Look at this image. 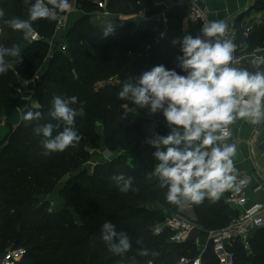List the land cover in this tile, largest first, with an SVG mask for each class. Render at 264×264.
Here are the masks:
<instances>
[{"label":"trees","instance_id":"trees-1","mask_svg":"<svg viewBox=\"0 0 264 264\" xmlns=\"http://www.w3.org/2000/svg\"><path fill=\"white\" fill-rule=\"evenodd\" d=\"M71 1H75L81 13L68 28L66 51H62L59 44L51 49L49 45L57 20L65 12H58L54 20L32 22L33 31L39 36L32 41L5 23L12 18L28 19V5L24 0H0V10L5 13L0 17V46L16 45L21 54V63L7 57L11 67L0 75V115H6L7 123L17 113L21 82L31 80L47 62L45 73L35 85L36 105H25L21 118L0 141V255L9 248L23 249L24 256L14 264H143L145 256L139 255L141 249L149 251L146 256L153 257L155 264H175L183 255L194 257L195 244L170 242L166 229L153 233L168 213L179 209L166 201L167 189L159 187L158 177L150 175L158 163L150 141L157 135L170 134L172 128L162 111L153 114L148 108L140 109L131 101L118 98L124 81H136L155 66L163 65L184 75L179 64L182 41L187 35L179 40L174 34L161 32L155 19L130 18L104 36L105 30L88 21L100 0ZM157 1L105 0V10L117 16L127 5L129 15L133 16ZM249 10L264 12V0H254ZM235 30L240 33L239 20ZM188 35L200 36V31ZM174 40L177 43L173 44ZM247 45L264 57V20L252 23ZM243 67L250 72L257 70L251 62H244ZM259 67L264 70V65ZM54 96L78 98L72 107H83L84 114L77 116L75 122L82 139L74 148L44 156L42 136L34 129L46 123H59L49 115ZM124 105L136 110L128 111ZM28 110L41 112L42 118L25 121ZM63 127L60 124L54 128L53 135ZM102 145L116 154L61 183L66 175L89 162L88 146L96 149ZM118 173L133 177V187L139 191H118L110 180ZM57 187L53 196L62 204L53 210L47 196ZM224 194L216 202L205 198L199 205L188 204L196 224L203 230L223 228L235 216L225 205ZM105 221L114 223L117 232L128 235L130 251L118 256L108 250L101 238ZM232 249L235 264H264V227L254 230L249 252L238 242L233 243ZM201 264H216L210 244L201 254Z\"/></svg>","mask_w":264,"mask_h":264},{"label":"clouds","instance_id":"clouds-1","mask_svg":"<svg viewBox=\"0 0 264 264\" xmlns=\"http://www.w3.org/2000/svg\"><path fill=\"white\" fill-rule=\"evenodd\" d=\"M24 2L28 5V19L12 18L5 23L15 31H22L25 39L32 35V22L54 20L58 12L71 8L69 0ZM4 15L0 10V17ZM227 27L223 20L209 21L201 28L204 38L199 35L184 37L179 64L184 75L163 65L155 66L143 72L136 81H124L118 92L120 100L131 101L140 109L148 108L153 114L162 111L172 128L170 134L157 135L150 141L156 149L153 155L158 162L150 175L158 177L160 188L167 189L166 201L178 207L199 205L205 198L216 202L223 192L236 188L237 170L233 157L237 149L234 143L226 142L231 136L229 126L237 120L253 125L264 123V70L259 67L264 65V57H256L251 62L257 68L255 72L234 67L236 45L225 38ZM112 31V27L107 28L104 36ZM7 57L21 63L19 47L0 46V75L6 74L11 67ZM77 101L75 96L52 98L49 115L59 123H46L34 129L42 136V155L64 152L76 147L82 139L75 122L77 116L84 114L83 107H72ZM124 107L128 111L136 110ZM41 118V112L32 110L23 117L29 122ZM60 124L64 125L63 130L53 135L54 128H59ZM110 180L121 193L139 191L133 187L131 176L118 173ZM101 238L115 255L122 256L131 250L128 235L117 232L111 221L102 224ZM148 254L147 249L139 250L141 256Z\"/></svg>","mask_w":264,"mask_h":264},{"label":"built area","instance_id":"built-area-1","mask_svg":"<svg viewBox=\"0 0 264 264\" xmlns=\"http://www.w3.org/2000/svg\"><path fill=\"white\" fill-rule=\"evenodd\" d=\"M204 0H169L167 4L164 1L158 0L156 5L160 8V12L157 16V21L165 26L168 22L167 11L175 7H181L186 9V17L189 23L200 31L204 23L209 22L207 18L206 10L202 7L201 3ZM98 9L102 10L103 14L110 15L106 12L105 0L97 1ZM80 11V9L73 5L72 11ZM64 15L60 16L56 23L55 34L66 29V22ZM252 21L245 19L240 24V33L237 34L236 30L227 27L225 38L231 39L236 45L234 52L235 60L233 62L234 67H243L244 62H252L256 57H261L258 50H250L247 45V38L252 28ZM32 41L38 40L39 36L36 32H32L29 37ZM66 46L62 45L61 50H65ZM34 89L31 80L22 81L21 87L18 89V103L23 105H33L34 101ZM17 109L19 107L17 106ZM18 111V110H17ZM231 131V125L229 126ZM230 138V137H229ZM229 140V139H228ZM228 140L226 141L228 143ZM1 141V139H0ZM237 175V187L234 189L226 190L223 196V201L230 209L235 212V216L231 218L230 222L218 230H203L199 227L195 220L185 217L179 211L168 213L164 221L158 226L153 228V233L158 234L162 230H168L170 232L169 241L182 245L185 243H193L197 247V242L200 233L206 234V243L200 248L197 247V254L194 257L187 255L181 256L175 264H201V254L210 244L213 255L216 259V264H235V254L232 249V245L238 242L241 247L249 252L250 240L253 232L257 228L264 227V203L247 201V188L249 186V178L246 175L235 173ZM245 181L243 184L240 181ZM184 206H190L185 204ZM25 252L21 248H9L3 254L0 255V264H14L21 260ZM143 264H155L153 261H145Z\"/></svg>","mask_w":264,"mask_h":264},{"label":"crops","instance_id":"crops-1","mask_svg":"<svg viewBox=\"0 0 264 264\" xmlns=\"http://www.w3.org/2000/svg\"><path fill=\"white\" fill-rule=\"evenodd\" d=\"M169 3V0H161ZM254 0H204L201 5L206 10L208 21L223 20L227 26L235 29V22L239 20V26L245 19L252 22H262L264 12L249 10ZM71 8L66 12L64 18L66 29L69 23L75 21L80 11H72L75 1L69 2ZM160 8L155 4L153 7L143 10L139 13L140 19L152 18L157 21ZM168 22L163 26L158 21V28L163 33L174 34L181 37L183 35L194 34L198 30L194 28L186 17V9L175 7L167 11ZM55 38V37H54ZM52 38V40L54 39ZM261 55L262 53L259 52ZM262 57V56H261ZM33 105H36L33 104ZM16 113L11 123L4 122L0 119V139H4L14 124L21 118ZM8 127V128H7ZM231 136L228 143L236 145V155L233 157L234 166L237 173L246 175L249 178L247 188V202L264 203V123L253 125L245 120H237L231 125ZM178 211L192 220H195V214L191 206L179 207ZM201 241H206V234L203 233Z\"/></svg>","mask_w":264,"mask_h":264},{"label":"rangeland","instance_id":"rangeland-1","mask_svg":"<svg viewBox=\"0 0 264 264\" xmlns=\"http://www.w3.org/2000/svg\"><path fill=\"white\" fill-rule=\"evenodd\" d=\"M129 8L127 5L124 6V8L121 11L120 15L114 16V15H105L103 14V12L99 9H96L92 15L89 17L88 21L92 22L94 24V26H96L97 28H100L101 30H105L109 27H112L113 30L118 26L119 22L128 20V19H133L134 21H137L138 19H140L139 13L136 15H129ZM80 14V13H78ZM80 16V15H79ZM75 21H72L71 23H69L68 28L72 27ZM78 28H80V25H78ZM67 30H62L60 32H58L57 36L51 40L50 42V49L53 48L54 46H56L57 44L60 45V49L62 45H65L67 47V41L65 40V35L67 33ZM30 39V38H29ZM179 40L181 39V37L178 38ZM31 40V39H30ZM19 46H23V43H19ZM63 51V50H62ZM66 51V49H65ZM46 66H47V62H44V64L42 65V67L40 68L39 71H37V73L33 76V78L31 79V83L35 92V85L37 84V82L39 81L40 77L45 73L46 70ZM32 104H35V101H33ZM18 107L19 109L17 111L18 117H20V112L23 111V105H21L20 103H18ZM0 119L3 120L4 122H6V115L1 114L0 115ZM8 128V127H7ZM4 130H1L0 135L3 133ZM1 137L3 138L4 136L1 135ZM1 138V140H3ZM89 149V153L91 155V158L89 160V162L87 164H85L84 166H82L81 168L69 173L68 175H66L62 180L61 183H64L66 180H68L70 177L76 175L77 173H79L82 170H90L91 167L97 163L99 160L101 159H109L111 157H113L116 152H109L103 145L100 146L99 148H91L90 146H88ZM60 185V184H59ZM58 185V186H59ZM59 187L56 188V191L50 193L47 197L49 198V200L51 201L50 206L53 210L58 209L62 202L58 197H54L53 195L57 194V190ZM185 217L186 214H184ZM188 218V217H187ZM203 233L201 232L198 238V242H197V247L200 248V246H202L204 243H206V241H201V236ZM197 247H195V250H197ZM145 261H154L153 257L150 256H145L144 257V262Z\"/></svg>","mask_w":264,"mask_h":264},{"label":"water","instance_id":"water-1","mask_svg":"<svg viewBox=\"0 0 264 264\" xmlns=\"http://www.w3.org/2000/svg\"><path fill=\"white\" fill-rule=\"evenodd\" d=\"M260 56H262L263 57V55L261 54Z\"/></svg>","mask_w":264,"mask_h":264}]
</instances>
